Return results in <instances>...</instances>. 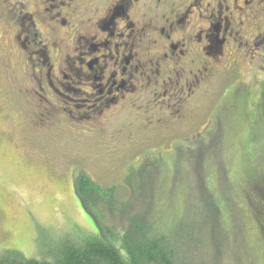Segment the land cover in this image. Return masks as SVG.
<instances>
[{
  "label": "flooded vegetation",
  "instance_id": "flooded-vegetation-1",
  "mask_svg": "<svg viewBox=\"0 0 264 264\" xmlns=\"http://www.w3.org/2000/svg\"><path fill=\"white\" fill-rule=\"evenodd\" d=\"M240 52L264 76V0H0V58L23 72L25 117L53 136L158 145L213 100L226 120L257 110L264 78L221 89ZM62 111L90 128L60 127Z\"/></svg>",
  "mask_w": 264,
  "mask_h": 264
},
{
  "label": "rangeland",
  "instance_id": "rangeland-1",
  "mask_svg": "<svg viewBox=\"0 0 264 264\" xmlns=\"http://www.w3.org/2000/svg\"><path fill=\"white\" fill-rule=\"evenodd\" d=\"M248 58L239 53L235 70L238 76H223L226 80L222 81V91L228 92L240 83L252 84L254 76L259 81L264 78ZM2 59L0 259L19 251L27 258L48 261L62 242L97 233L92 217L74 191V176L77 171H84L100 187L115 188L119 197H131L137 205L143 192L157 191V199L149 206L150 213L161 211L166 220L175 219L184 207V213L198 223L209 214L211 205L223 208L230 236L214 241L218 251L216 263L226 264L230 260L238 264H264V229L254 206L261 215L264 207L252 189L264 177V93L259 97L261 101L256 102L258 109L252 107L248 111L250 119L244 125L241 119L238 123L217 125L221 106L213 100L208 113L192 115L189 125L175 123L168 130H157V137L162 138L158 145L132 144L126 139L102 142L103 145L98 138L77 140L60 133L53 136L43 127L33 126L30 118L25 117V113L32 117V110L25 108L21 93L27 82L23 78L18 82L23 72L17 64H11L12 72H7ZM215 83L209 92H216L218 82ZM222 94L216 100H221ZM31 99L37 101L38 97ZM62 105L72 108V103ZM69 114L62 111L60 116ZM259 115L258 126H254ZM66 123L58 122L60 127L84 131L91 125L79 119L76 112L67 116ZM197 139L201 140L200 145L195 142ZM145 146L148 148L142 152ZM158 146L165 159L155 165L154 171L150 166L141 168L143 155L156 154ZM168 151L177 158L170 157ZM247 189L253 205L247 199Z\"/></svg>",
  "mask_w": 264,
  "mask_h": 264
},
{
  "label": "trees",
  "instance_id": "trees-1",
  "mask_svg": "<svg viewBox=\"0 0 264 264\" xmlns=\"http://www.w3.org/2000/svg\"><path fill=\"white\" fill-rule=\"evenodd\" d=\"M244 110H239V113L236 110L235 113L231 112L229 118L234 120L238 116L234 121L238 123L242 120L243 125L246 124L245 121L250 119L248 111L251 109ZM259 117L260 115L255 117L257 122H253L254 126H258ZM229 118L226 120L218 116L217 125H228ZM253 130L251 129V141ZM195 142L200 145L201 140L197 139ZM158 148L159 146L158 157L151 152L143 155L145 161L139 165L141 168L150 166L154 171L155 165L165 159ZM173 157L177 158L176 155ZM97 185L84 171H77L74 176L75 194L97 227L95 235H84L78 241L73 238L62 242L48 261L27 258L21 252L13 251L11 256L0 259V264H219L215 261L218 251L214 248V241L219 242L230 236L229 225L223 218V208L211 205L209 214H205L198 223L189 218L188 213H184V207L175 219L166 220L160 215L161 211L150 213L149 206L157 199L154 196L157 191L143 192L141 202L137 205L131 197H119L115 188L104 189ZM252 187L264 207V177ZM247 192L248 189L247 199L252 204L250 193ZM254 208L260 214L259 221L264 229V213L261 215L259 208ZM211 214L214 216L212 220V216L209 217ZM181 215L185 216L182 220L178 218ZM177 218L179 221L176 224ZM235 262L229 260L226 264Z\"/></svg>",
  "mask_w": 264,
  "mask_h": 264
}]
</instances>
